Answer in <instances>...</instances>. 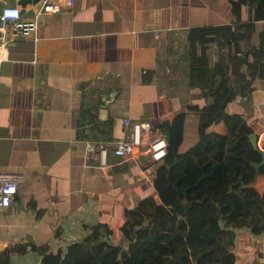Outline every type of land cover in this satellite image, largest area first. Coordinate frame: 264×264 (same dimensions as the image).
<instances>
[{
	"label": "crops",
	"instance_id": "1",
	"mask_svg": "<svg viewBox=\"0 0 264 264\" xmlns=\"http://www.w3.org/2000/svg\"><path fill=\"white\" fill-rule=\"evenodd\" d=\"M40 1L0 5L30 17ZM49 1L58 8L38 15L36 38L11 40L0 59V179L15 184L10 202L0 204V254L11 250L5 264H39L41 244L62 250L90 224L115 227L139 197L161 200L153 181L162 160L141 162L138 146L116 157L111 144L135 122L149 124L147 142L163 121L175 144L185 107L202 102L186 83L190 28L248 19L244 0ZM246 98L236 101L261 147L260 81ZM86 140L105 145V164L87 163ZM232 250V264H264V231L234 229Z\"/></svg>",
	"mask_w": 264,
	"mask_h": 264
},
{
	"label": "trees",
	"instance_id": "2",
	"mask_svg": "<svg viewBox=\"0 0 264 264\" xmlns=\"http://www.w3.org/2000/svg\"><path fill=\"white\" fill-rule=\"evenodd\" d=\"M244 1L241 25L194 26L186 36V83L198 87L202 102L185 107L175 144L168 122L151 130L173 145L166 143L153 181L161 200L139 197L115 227L90 224L62 250L41 244L39 264H232L234 229L264 231V163L252 164L264 141L252 148L236 101L247 99L255 80L264 88V0ZM10 253L5 247L0 264Z\"/></svg>",
	"mask_w": 264,
	"mask_h": 264
},
{
	"label": "built area",
	"instance_id": "3",
	"mask_svg": "<svg viewBox=\"0 0 264 264\" xmlns=\"http://www.w3.org/2000/svg\"><path fill=\"white\" fill-rule=\"evenodd\" d=\"M70 2L71 0H65ZM57 2L41 0L34 13L30 17H23L19 12L18 5L2 4L0 5V59L5 55L7 44L16 38L31 35L36 38L37 17L44 12H53L57 10ZM128 123L127 119L123 120ZM147 122H135L130 126L129 133L114 140L109 152L116 157H131L134 147L138 146L139 153L147 154L151 161L161 160L165 154L166 141L164 136L158 131H152V136L147 142H142V131L149 130ZM84 155L87 163L94 166L105 164L107 155L106 147L100 141L86 140ZM15 192V184L8 178L0 179V204L7 205L11 200V195Z\"/></svg>",
	"mask_w": 264,
	"mask_h": 264
},
{
	"label": "water",
	"instance_id": "4",
	"mask_svg": "<svg viewBox=\"0 0 264 264\" xmlns=\"http://www.w3.org/2000/svg\"><path fill=\"white\" fill-rule=\"evenodd\" d=\"M36 1H38V0H18V3H20V4H23L25 2L35 3ZM247 137L251 143L252 148H254V149L258 148V146L256 144V134L253 131H251L247 134ZM137 155H138V158L140 159L141 162H147L148 161L147 154L139 153ZM261 163H264V152H262V158L258 163L252 162V164L254 166L261 164Z\"/></svg>",
	"mask_w": 264,
	"mask_h": 264
},
{
	"label": "rangeland",
	"instance_id": "5",
	"mask_svg": "<svg viewBox=\"0 0 264 264\" xmlns=\"http://www.w3.org/2000/svg\"><path fill=\"white\" fill-rule=\"evenodd\" d=\"M258 145H259V144H258ZM259 146H261V144H260Z\"/></svg>",
	"mask_w": 264,
	"mask_h": 264
},
{
	"label": "clouds",
	"instance_id": "6",
	"mask_svg": "<svg viewBox=\"0 0 264 264\" xmlns=\"http://www.w3.org/2000/svg\"><path fill=\"white\" fill-rule=\"evenodd\" d=\"M149 160V159H148Z\"/></svg>",
	"mask_w": 264,
	"mask_h": 264
}]
</instances>
